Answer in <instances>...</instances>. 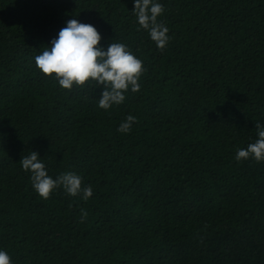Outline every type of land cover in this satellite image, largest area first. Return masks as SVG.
Here are the masks:
<instances>
[{"label":"trees","instance_id":"obj_1","mask_svg":"<svg viewBox=\"0 0 264 264\" xmlns=\"http://www.w3.org/2000/svg\"><path fill=\"white\" fill-rule=\"evenodd\" d=\"M156 2L163 51L134 0H0V250L12 264H264V161L235 159L264 126V0ZM73 18L143 61L139 92L104 110L102 86L68 91L41 73L35 57ZM31 151L92 197L41 198L19 162Z\"/></svg>","mask_w":264,"mask_h":264},{"label":"clouds","instance_id":"obj_2","mask_svg":"<svg viewBox=\"0 0 264 264\" xmlns=\"http://www.w3.org/2000/svg\"><path fill=\"white\" fill-rule=\"evenodd\" d=\"M164 11V6L156 0H134L133 14L140 28L148 31L151 40L161 51L171 39L169 28L158 20ZM101 40L102 36L95 26L70 19L60 29L58 36L51 40L50 46L35 57V64L42 74L54 79L62 89L68 91L74 86L84 88L86 84L102 86L98 106L109 110L113 105L124 103L129 89L133 93L140 91L139 81L146 69L143 61L126 44L110 43L105 50ZM134 122L136 117L128 115L117 131L129 133ZM255 128L258 138L246 148L237 150V161L250 157L257 162L264 161V126L256 122ZM19 162L26 173H31L32 187L45 200L61 187L67 195L80 196L84 201L93 195L92 186H84L82 176L74 172L60 173L56 178L50 176L36 151L22 156ZM86 217L87 212L81 209L80 222L83 223ZM0 264H12L10 255L4 250H0Z\"/></svg>","mask_w":264,"mask_h":264}]
</instances>
